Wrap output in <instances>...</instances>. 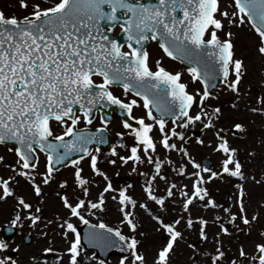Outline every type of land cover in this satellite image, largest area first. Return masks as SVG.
<instances>
[{"label":"snow or ice","instance_id":"obj_1","mask_svg":"<svg viewBox=\"0 0 264 264\" xmlns=\"http://www.w3.org/2000/svg\"><path fill=\"white\" fill-rule=\"evenodd\" d=\"M16 3L23 10L19 16L0 9V147L15 157L10 163L0 155V203L15 201L4 231L11 233L27 221L45 239L28 253V264H49L50 258L52 264H108L91 249L104 255L118 249L116 264H172L177 246L187 243L185 231H195L199 241L209 243L211 253L200 251L208 264H264V227L251 250L241 243L229 256L232 249L225 244L232 229L253 233L264 217L259 210L264 199L250 212L252 201L242 185L234 186L227 206L208 187L215 180L248 179L240 149L229 139L230 133L246 134L247 124L234 120L230 128L219 126L225 113L212 100L218 99L217 84L237 100L242 95L248 65L237 54L233 28L249 25L257 36L255 53L264 58V0ZM150 42L164 56L184 62L183 72L167 68L163 57L153 59ZM260 85L264 89V69ZM112 108L118 109L120 130L109 157L101 146L110 141L113 118L105 110ZM250 111L264 117V90ZM196 129L201 133L195 136L196 145L217 157L215 169L187 147ZM205 133L210 134L207 139ZM105 163L138 172L144 178L142 195L129 192L131 185L114 188ZM58 165L72 166V185L79 194L67 190L68 179L59 180L63 191L56 195L64 211L49 218L44 214L45 188L56 180ZM261 175L252 181L264 184ZM21 180L35 202L18 191ZM100 180L103 185L93 196ZM117 192L110 199L117 201L123 228L98 218L107 211V194ZM177 205L178 214L164 215L176 212ZM138 210L154 221L160 241L154 249L144 245ZM201 210L215 214L209 219ZM81 224L87 226L83 234ZM213 227L218 230L211 232ZM188 247L196 249L192 243ZM19 256V244L0 238V264H21Z\"/></svg>","mask_w":264,"mask_h":264},{"label":"rangeland","instance_id":"obj_2","mask_svg":"<svg viewBox=\"0 0 264 264\" xmlns=\"http://www.w3.org/2000/svg\"><path fill=\"white\" fill-rule=\"evenodd\" d=\"M46 2L50 3L51 0H46ZM0 9L4 10L6 14H16L21 15L22 11L19 9L16 0H0ZM233 31L236 32L235 42H236V49L237 54L240 55L244 60L245 63L248 65V73L243 78L242 83L240 85L241 88V98L237 100L231 92H225L223 90V86L216 89L218 93V99L212 100V103L218 104L222 107L225 115L222 117L220 125L225 128H230V124L232 121L237 120L247 124L248 131L247 133H240L236 136H232L231 133L229 134V139L231 140L233 146L238 147L240 149V159L241 162L245 165L244 171L246 176L248 177L247 180H240L238 178H230L225 180H215L213 183L209 184L208 187L212 195L222 204H227L225 201L230 195H233L235 190L234 186L236 184H240L245 188L246 194L248 197L251 198L252 203L249 205V211L251 212L253 209L257 207V203L264 199V184H256L252 181V177L255 176L257 180L262 178V173H264V117H261L258 114H254L250 111V109L255 106V97L256 95L261 92L262 89L260 85L261 79V70L264 69V58H259L255 53V47L257 43V36L251 30L250 26L245 24L242 27L233 28ZM151 57L153 59H160L163 57L164 65L169 69H175L178 71H182L184 67H179L176 64L172 63L168 60L160 51L159 46L151 45ZM185 80H188L187 74L184 76ZM198 85H193L196 87ZM117 94H120V89H115ZM248 93L247 96H244L243 93ZM236 104L237 107H231L232 104ZM120 130L119 119L115 118L111 125V132L115 135V131ZM201 135L199 129L193 130L192 135V143L187 145L190 152L193 156L196 157L197 160H205L209 159L210 166L215 169L217 163V157L214 154L210 153V150L205 148H201L200 146L196 145L195 143V136ZM210 134L205 133L203 138L207 139ZM123 152V149H119ZM254 152V156H249L248 153ZM104 155L110 157V152H102ZM12 153H8L3 147H0V155H4L6 159H14ZM173 158H178L173 155ZM15 162V161H14ZM43 160L41 162V165ZM83 163V162H82ZM107 170L108 174L112 179L113 187L116 189L122 188L123 186L120 183L114 182V177L118 172L121 177H129L132 179V185L127 190L133 193L134 196L140 197L142 195V184H143V177L139 176L138 172H132L130 167L125 165L122 167L113 168L108 166L106 163L103 165ZM85 172H88L87 166L85 165ZM72 167H68L65 170L59 171L55 173L56 180L52 183L51 186L45 188V211L44 214L49 218L52 217V214L55 211L63 212V208L59 202V198L56 195L58 191H63L58 187V181L61 179H68L69 187L68 191L72 192L75 191L76 194H79V190L75 189L72 185L71 179ZM99 179V178H97ZM187 182V181H185ZM21 183L24 184V188L18 191L21 194H25L28 198L32 199L35 202L36 198L31 195L30 188L28 185L21 180ZM103 181L100 180V186H93L92 188V195L94 196L97 191H99L100 187H102ZM164 187L163 182L160 183L159 188L162 190ZM109 199L107 201V211L104 213L99 214V219L104 220L105 222L117 226L122 227L119 224V213L117 211V201H113L110 199L111 195H118L117 193H109L107 194ZM152 206L154 212H158V206L149 202ZM15 201L8 200L7 203H0V224H4L8 222L13 214L12 209H14ZM176 207V212H172L171 209L168 213L164 215L167 217L174 216L179 213V206ZM262 213H264V208L259 209ZM140 212L139 219L142 222V231L146 233L145 237H143L144 245L148 249H154L156 245L159 244V234L153 231L154 221H152L146 214L142 212V210H138ZM197 213L194 211L193 216ZM199 214L205 215L209 219L215 214L212 212H205L203 210L200 211ZM23 216V213H21ZM221 217H224L223 213H220ZM97 217H91V221L95 222L98 221ZM75 219V218H73ZM264 227V217H262L259 223L255 226L253 233L251 235H244L243 233H236L235 229H232L233 235L231 237H225V244L229 245L232 249L229 252V256L233 255L237 246L243 243L247 250H251L253 241L259 239L258 230ZM23 232L33 231L34 234V242L32 244H25L23 243L21 237L19 240L16 239L15 242L12 241L13 244H20V256L19 259L21 264H28V253L30 251H34L42 247L45 243V239L41 238L36 235L37 232L40 231L39 228L33 229L29 226L27 221H25L24 226L21 228ZM218 230L217 227H213L211 232H215ZM127 231V229H124ZM2 236V232L0 237ZM56 239H59L58 237ZM185 240L181 241L180 244L176 248V252L173 256L172 264H208L207 259L200 254V251L203 249H207L209 253L212 252V248L207 242H201L198 239L197 234L195 231H185ZM20 242V243H18ZM188 243H192L196 245V249H192L188 247ZM58 244V242H57ZM119 255H111L109 260L107 261L108 264H116V258ZM49 264H52V259L50 258Z\"/></svg>","mask_w":264,"mask_h":264},{"label":"flooded vegetation","instance_id":"obj_3","mask_svg":"<svg viewBox=\"0 0 264 264\" xmlns=\"http://www.w3.org/2000/svg\"><path fill=\"white\" fill-rule=\"evenodd\" d=\"M5 224H6V223H5ZM5 224H4V225H5ZM4 225H3V224H0V226H1V230H3Z\"/></svg>","mask_w":264,"mask_h":264},{"label":"water","instance_id":"obj_4","mask_svg":"<svg viewBox=\"0 0 264 264\" xmlns=\"http://www.w3.org/2000/svg\"><path fill=\"white\" fill-rule=\"evenodd\" d=\"M110 140H111V137H110Z\"/></svg>","mask_w":264,"mask_h":264}]
</instances>
